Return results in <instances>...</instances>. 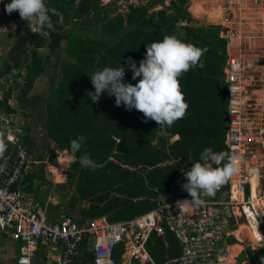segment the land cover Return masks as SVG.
<instances>
[{"label":"built area","instance_id":"built-area-1","mask_svg":"<svg viewBox=\"0 0 264 264\" xmlns=\"http://www.w3.org/2000/svg\"><path fill=\"white\" fill-rule=\"evenodd\" d=\"M187 1L200 3L203 16L218 11L219 37L226 41L223 144L228 156L240 160L225 198L203 196L201 205L181 207L177 202L191 197L181 188L186 180L177 179L157 197L156 208L130 220H48L24 199V181L40 165L37 155L25 143L21 124L0 115L7 144L0 157V233L18 242L16 264H84V255L90 264H157L147 245L152 236L167 245L166 233L176 240L179 256L160 264H251L246 251L264 250V61L246 55L255 43L264 46V0H209L208 7L206 0ZM108 162L137 170L113 155ZM49 249L57 256L35 262L39 251Z\"/></svg>","mask_w":264,"mask_h":264},{"label":"trees","instance_id":"trees-1","mask_svg":"<svg viewBox=\"0 0 264 264\" xmlns=\"http://www.w3.org/2000/svg\"><path fill=\"white\" fill-rule=\"evenodd\" d=\"M185 4L186 0H151L145 7L129 6L125 16L100 19L101 38L77 35L67 41L65 53L70 61L61 65L59 80L44 101V127L48 138L63 151L69 149L70 140L80 135L86 137L84 147L71 164L76 175H73L75 189L70 205L88 204L81 211V220L103 217L120 205H124L123 209L109 222L144 214L157 207V197L167 194L175 180L185 179L184 172L200 160L205 148L225 153L227 102L217 96V88L225 85L222 70L226 41L219 37V25L198 24ZM158 7L161 9L151 12ZM192 9L203 11L201 5H192ZM175 33H183L185 42L206 51L200 60L203 66L191 68L180 78L189 107L185 116L168 129V137L157 135L156 122L142 123L144 117L139 111L125 110L123 105L116 107L114 96L105 92L98 103H93L86 95L94 91L90 76L96 70L125 66L129 57L138 67L146 44ZM131 77L132 72L126 68L124 82L135 85L139 78L133 81ZM121 139H125V147L133 155L114 153ZM85 152L94 161V167L80 165L79 157ZM112 155L137 170L129 172L113 165L108 162ZM227 189L228 182L210 199L219 200V195L225 198ZM165 239L167 245L152 236L147 245L157 264L179 256L173 236L166 233ZM246 253L251 264H261L263 249Z\"/></svg>","mask_w":264,"mask_h":264},{"label":"clouds","instance_id":"clouds-1","mask_svg":"<svg viewBox=\"0 0 264 264\" xmlns=\"http://www.w3.org/2000/svg\"><path fill=\"white\" fill-rule=\"evenodd\" d=\"M4 10L9 15L18 12L21 20L28 22L31 32H40L45 28L55 30L46 0H11L5 4ZM205 51L185 42L183 33L165 35L162 40L145 45V55L138 67L129 57L125 61L126 67L119 65L96 70L90 76L94 91L86 95L93 103H98L102 93L114 96L116 107L123 105L125 110L139 111L144 117L142 123L149 120L156 122L157 135L166 138L170 135L168 129L185 116L189 107L181 90L180 78L191 68L203 66L200 60ZM126 68L132 72L133 81L139 78L135 85L124 82ZM85 141L83 135L70 140L69 149L64 150L69 159H76V153L84 147ZM6 150L4 133L0 132V157ZM239 160L238 156H228L224 152L205 148L200 160L184 172L186 183L181 188L191 199L178 201L177 204L184 208L199 206L204 202L203 196H214L237 174ZM79 163L85 168L95 166L87 152L79 157ZM255 227L257 229L256 219ZM261 264H264V257L261 258Z\"/></svg>","mask_w":264,"mask_h":264},{"label":"crops","instance_id":"crops-1","mask_svg":"<svg viewBox=\"0 0 264 264\" xmlns=\"http://www.w3.org/2000/svg\"><path fill=\"white\" fill-rule=\"evenodd\" d=\"M1 1L3 0H0V5ZM51 1H53V4ZM71 3L73 4L74 13H78L83 5L87 3V0H46V6L55 30L51 31L45 28L40 32H31L23 28L24 24H22L18 32L9 38L6 47L0 48V80L2 81V76H8L9 78L14 76L13 80L20 83L22 88L20 90V93H22L20 97L23 102L22 109L11 107V109H14L13 115L8 116L14 123L21 124L25 134V143L36 153L40 162V165L35 167L24 181V199L28 204L36 203L39 214L51 221H60L67 217L81 220V211L88 206L84 202L69 205L68 198L62 197L58 192L60 182H66V173L63 172L65 175H58L54 174L51 169L47 170L46 164L49 156L44 160L41 158L43 149L40 144L42 139L40 136L42 134L45 140L47 139L49 143L56 145L48 138L44 124L41 125L40 117L44 113L45 99L58 82L59 69L57 66L66 56L65 48L71 35L68 34L69 29L68 26L64 25V21L70 14L69 6ZM2 8H0L1 14H3ZM191 8L189 11L194 18L204 19L209 24L219 25L220 20L216 16L218 11H216V14L213 11L214 15L203 16L200 13H193ZM20 19L19 13L14 12L8 21L17 24ZM24 60L25 68L23 70L20 65ZM21 71L22 74L19 75ZM16 73L17 75H15ZM42 106L43 112L41 111ZM63 158H59V161L66 166L62 161ZM44 164L45 169L41 170V166ZM46 181H50L49 184L43 185ZM243 238L245 239L247 236L244 234ZM18 245V242L0 233V264H16ZM46 254L53 258L57 256V251L51 249L48 251L41 250L37 253L35 262H43ZM85 258L84 255L81 261L84 264H90L88 258Z\"/></svg>","mask_w":264,"mask_h":264},{"label":"rangeland","instance_id":"rangeland-1","mask_svg":"<svg viewBox=\"0 0 264 264\" xmlns=\"http://www.w3.org/2000/svg\"><path fill=\"white\" fill-rule=\"evenodd\" d=\"M150 1L151 0H87V3L83 5V7L78 11V13H74L72 9L73 4L71 3V5L69 6L70 14H68V16L66 17V20L64 21V25L68 26V29H69L68 34L71 36L81 35L82 37H86V38H94V39L101 38L100 19L112 18L113 16H125V14L128 11L129 6L145 7L148 5V2ZM7 3H10V0H3L1 1V5H0V8L3 7L1 10L3 14L0 13V48L6 47L9 38L13 36L16 32H18V29H20L19 27H22V24H24L23 28H26L27 31H30L27 26L28 25L27 21H22L20 19L17 24H14L8 21L14 12L11 15L6 14L4 10V6ZM51 3L53 4V1H51ZM211 4L213 5L212 1H209V0L205 1L206 7L210 6ZM193 5L197 6L201 4L198 2H194ZM165 6L168 7V1L165 2ZM185 6H187V11L189 12L190 17L192 19H195V21L198 22V24H202L204 26L215 25V24H209L204 19L198 20L194 18L192 13L189 11V9L192 6L189 3V1L186 0ZM159 9L161 8L158 7L152 10L151 12L157 11ZM98 12H99V16H97ZM200 12L202 11L193 10V13L199 14ZM65 55H66L65 58H63V60L60 61L57 66V68L59 69V77H60L61 65L66 61H70L69 56L66 53ZM246 55H247L248 61H264V46L260 48L258 43H255L248 49ZM20 68L22 69L25 68V60L20 65ZM15 75H17V73ZM2 77L3 78L0 83V115L2 116L13 115L12 113L14 109H11V107L13 108L17 107L18 109H22L23 102L20 97V94L22 95V93H20V90L22 88L20 86V83L18 82L16 83V81L13 80L14 76L10 78L8 76H2ZM41 111L43 112V106L41 108ZM40 118H41L40 121L42 122L41 123L42 125L45 122V112L41 114ZM1 131L2 129H1V124H0V132ZM40 137L42 138L40 141V144L42 145V149H43L41 151V158L42 160H44L47 158V156H49L48 162L46 164L47 165L46 169L47 170L51 169V171L54 174H58V175H65L66 173V182H63V183L60 182L58 192L62 197L68 198L67 201L70 205V201H71L70 198L72 197L74 193V189H75V181H74L73 175H76V171L73 170V168L71 167V164L74 162L75 159L74 160L70 159L68 161L69 158H68V153L66 151H63L57 145L49 143L47 139L45 140V137L43 134ZM175 139L176 137L173 140ZM66 156L68 159L66 158ZM61 157H64L62 161L64 164H66V166L60 163L59 158ZM44 169H45V164L41 166V170H44ZM46 182L43 185H48L50 181H46ZM204 197L207 199H210L212 196H204ZM219 197L221 198L222 195H219ZM73 198L77 199V196L74 195ZM137 200H141V198Z\"/></svg>","mask_w":264,"mask_h":264},{"label":"water","instance_id":"water-1","mask_svg":"<svg viewBox=\"0 0 264 264\" xmlns=\"http://www.w3.org/2000/svg\"><path fill=\"white\" fill-rule=\"evenodd\" d=\"M217 96L224 102L228 98V92L226 86H223L221 88H217ZM225 121L227 122V118H225ZM114 152L119 155H133L132 151H129L125 147V139H121L117 142ZM227 154V152L225 151ZM124 205H120L118 207L112 208L108 213L104 215V218L106 220H110L115 217V215L120 212L123 209Z\"/></svg>","mask_w":264,"mask_h":264}]
</instances>
